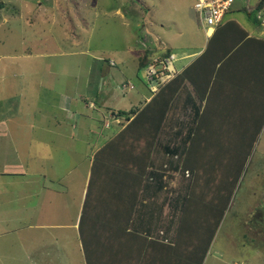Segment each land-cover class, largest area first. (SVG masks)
I'll return each mask as SVG.
<instances>
[{"label":"rangeland","instance_id":"1","mask_svg":"<svg viewBox=\"0 0 264 264\" xmlns=\"http://www.w3.org/2000/svg\"><path fill=\"white\" fill-rule=\"evenodd\" d=\"M243 3L242 0H236L234 4L242 7ZM192 4V0H0V63L25 65L26 68L33 71L36 77H38L35 72L36 67L52 66L55 74L50 78V81L55 85L54 89L60 93L56 95L54 91L52 97L54 102L50 103L53 108L57 107L56 100L59 99L60 95L67 93L71 97L79 93L77 95L79 101L83 102L89 99L96 106L99 105L100 103H96L95 95L88 97L87 88L84 87L86 79L95 82V86L99 78L97 73L100 71L103 73L102 78L105 81L100 85L105 86V76L108 77V75L113 74V78L116 79L114 86L116 102H111L112 98H105L100 107L106 108L104 105H107L114 108L115 113L109 117L105 112H102V116H98L99 126L97 127L98 129L103 128L102 125L104 126L105 122L108 123L107 125H112L114 122L120 127L127 118L131 117V114L125 112L131 108L142 106L146 98L153 94L141 79L139 75L141 70L136 72L135 51L149 47L145 39L150 37L154 44H158L159 41L155 40L158 36L167 46H183L191 38H194V44H202V40L204 42L203 30L196 13L192 9ZM253 16L251 19L255 21L256 17ZM262 17L264 18V15ZM190 34L195 37L190 36ZM108 59L113 61V66L108 64ZM45 73L46 71H39V74L44 75ZM125 78L129 79L133 86L126 82L127 87H123V81L127 80ZM19 79L24 81L27 76ZM117 80H122L118 86ZM67 85L70 87V92L66 88ZM22 93L24 94L21 97H17L19 99H16L17 102L9 101L11 105L8 106L9 112L15 113L14 116L21 122L22 118L24 120L26 117L24 113L34 109L36 102L41 104L40 101H42V99L37 98L34 91L32 97L29 95V89H23ZM80 95L83 98L80 99ZM45 102L48 103L51 100ZM118 110H123V114H119ZM175 118L171 116V119L168 120V128L180 127L177 131L185 129L182 128L185 124ZM87 122L91 123L90 121ZM69 123L71 124V122ZM70 124L69 126L65 125L64 130L70 131ZM160 130L161 128L157 135H159ZM164 133L165 131L161 134L162 137H159L157 149L154 151L156 153H152V151L147 161L146 169H148L149 163L154 166L152 167V171L155 172L152 174L153 181H149L145 173L139 178L141 180L137 187L132 181L134 177H131L133 173H136L133 170L128 172L127 177L126 175L120 177L121 180L118 178L111 180L100 174L97 178L99 182L97 186L103 193V200H100L99 197L94 200L91 194L96 175L94 166L86 184L83 185L80 181L73 183L74 185L67 192L70 196H64L71 202L74 198L73 204L71 203L70 208L65 210V214L55 215L57 221L53 222L76 224V226L79 224L81 228L85 224L84 215L86 212L94 206L96 209L104 206V200L107 201L106 196L113 191L115 186L117 191L128 188L126 191L127 204H125L129 212L128 210L123 211L118 205H114L112 211H104L103 217H106L107 214L109 217L112 215L110 224H117L123 230L128 228L131 211L136 205L133 209L136 214L146 209L148 211L149 208L154 214L161 216L164 221L163 228L168 230L166 231L168 240L178 239L179 218L183 213L181 203L184 206V201L188 195L186 186L190 181L188 177L191 173L185 172L181 168L182 164L180 166L176 164L175 168L172 167L171 163H179L180 161L175 159L172 154L166 155L161 151L163 145L171 148V144H179V138L164 136ZM44 136L40 132L39 138L43 139ZM170 137L172 141L167 143L168 140L166 141V139H170ZM211 138V142L206 144L207 147L200 166V170L203 172H201L199 182L202 185L206 182V186L201 193L196 190L194 197L191 198V201L196 204L192 210L199 214L191 216L190 212L183 219L187 228L195 232L201 227L199 226L201 217H203L201 214H205L207 220L202 228L205 233L200 237L203 239L205 236L207 243L205 246L201 244L191 253L190 248L180 240L181 246H171L187 256L193 257V264H197L198 260L200 263L203 262L202 264H264V127L259 135L247 137L216 135ZM52 154L53 161L64 160L62 163L65 164V167L71 166V177L65 178V181L72 180L73 182L78 170L75 164L83 161L84 151L78 157L80 154L72 155L71 152L70 155L68 151L56 148ZM114 158L118 161L110 159L107 164L115 170L120 169V171L127 172L126 167L131 164L129 155L122 154ZM131 159L134 161L135 158L132 157ZM85 163L88 165V161ZM85 163H80V170ZM136 175L138 174L136 173ZM220 176L227 179L228 185L225 191L216 189L217 180L220 179ZM61 183L63 186L65 185L64 182L61 181ZM145 186L148 188L146 192L142 193ZM47 188L56 189V186L47 185ZM84 188L82 201H80V194ZM174 188L176 191L168 192ZM50 192L53 193L52 190L46 191L47 194ZM164 193L165 205L158 208L156 196L161 195V200L164 201L162 198ZM120 196H116L111 202L116 201ZM57 198L59 195H56L55 199ZM7 199L9 200L8 196ZM55 201L58 200L50 203ZM78 201L81 202V210L79 209V211ZM143 202L144 205H142ZM12 203L14 202L4 203L1 213L3 221L0 223L2 227L0 228V264H37L35 259L40 257V254L36 253L38 244L43 242L47 238L45 237L47 232L52 230L41 229L34 225L28 227L29 224H35L34 220H27L28 223L23 221L24 227L20 231L17 230L20 224L19 220L22 218L13 215ZM48 204L49 202L43 197V201L40 203L41 207L38 209L39 213L36 215L40 221L38 224H43L41 223L43 222L42 219L46 220L51 216L47 209ZM153 205L157 207L154 210H152ZM141 206L143 209L138 210L137 207L141 208ZM138 218L141 225L137 230L134 229L136 231L133 236L136 235L141 240H145L147 238L144 234L145 229L150 227L145 221V216L139 215ZM214 219H219V223L215 228L211 244L208 246L210 234L215 226ZM123 221L126 223L125 225H123ZM57 231L59 230H55V234ZM69 231L72 235L67 239L69 251H65V253L67 256L79 258L82 255L81 246L78 248L80 253L79 251L74 252L77 243H79V238H76V228L72 226ZM108 232V238L111 239L114 231L108 230ZM79 234L83 238V232L80 233L79 231ZM119 234H121L120 230L116 231V235ZM154 237L162 238L158 235ZM182 240L185 241L183 237ZM190 240L197 243V239ZM193 246L191 243V248ZM170 248L168 246V249ZM86 249L89 250V248ZM162 250L164 249L162 248ZM180 259H183V254H180ZM69 263L77 264V261L76 263L69 261Z\"/></svg>","mask_w":264,"mask_h":264},{"label":"crops","instance_id":"2","mask_svg":"<svg viewBox=\"0 0 264 264\" xmlns=\"http://www.w3.org/2000/svg\"><path fill=\"white\" fill-rule=\"evenodd\" d=\"M234 6L235 4L225 14L223 22L215 30L206 33L201 27L204 35L202 44H194L195 40L191 38L183 46H167L158 36L155 39L159 41L158 44H154L149 37L145 39L149 47H143L140 51H135L136 54L134 53L136 55L137 73L139 72V59L143 56L147 57V63H149L154 59L172 54L174 57L172 65L175 70L173 76L181 74V86L165 114L152 150V153H156L154 151L157 149L159 137L164 131V136L179 138V144L173 143L171 148L163 145V149L161 148L164 154H172L175 159L180 161L179 163H171L174 168L176 164L181 165L189 139L196 133L198 135L222 134L247 137L259 135L264 127V27L260 24L256 13L257 20L253 21L247 15L249 12L245 10L244 5L242 7ZM260 13L263 16L264 9H261ZM190 36L193 35L190 34ZM166 43L168 44V42ZM224 49L228 52L223 56V59L216 60V56L222 54ZM107 62L112 66L114 64L110 59ZM39 71H46V73L42 75L39 74ZM35 72L38 77L25 65L0 63V223L3 221L1 213L4 203L8 204L13 201V215L22 218L21 220L18 219L20 224L17 230L20 231L24 227L23 221L27 222V220L35 221V224H29L28 227L34 225L41 229L52 230L47 232L45 235L47 238L38 244L36 253L40 254V257L35 259L37 264H71L69 261L74 263L77 261V264H181L180 258L166 255L168 246L174 245L176 247L178 241L174 238L168 240L166 233L168 230L163 228L164 221L161 216L154 214L148 207V211L147 209L142 212L136 210V214L133 211L136 206L134 205L128 228L124 230L119 228L117 224H110L112 215L109 217L107 214L106 217H103V212L112 211L114 205H118L123 211L128 210L129 212L126 206L128 188L117 191L114 186L113 191L106 196L107 201L104 200L107 206L104 205L100 209H96L95 206L90 208L84 215L85 224L81 228L79 224L77 227L76 224L53 222L57 221L55 215L65 214V210L67 211L73 204V197L72 202L66 199L70 196L67 192L74 185L73 183L80 181L83 185L86 184L92 174V167L95 166L96 171L91 193L94 200L97 197L103 200V193L97 186L99 184L97 178L100 174L111 180L117 178L121 180L120 177L128 176L127 174L132 168H126L127 172L120 171V169L115 170L109 164L107 165L104 160H93L94 156L96 157L102 150L103 145L120 131L127 120L120 127L114 122L112 125H106L108 123L105 122L101 129L97 127L99 126L97 122L99 115L101 117L105 112L107 116L111 117L115 113L114 108L107 105H104L106 108L100 107L105 98H112L111 102H116L114 89L116 79L113 78V74L108 75V77L105 76L107 86L100 85V83L105 82L102 78L103 73L100 71L97 73L99 78L95 86V82L86 79L84 87L89 92L87 95H89L88 97L95 95L96 103H100L97 105L99 109L89 99L83 102L79 101L77 96L79 93L74 94L73 97L68 93L60 95L59 99L56 100L57 107L53 108L50 103L54 102V98H52L54 91L56 95L60 94L54 89L53 82L50 81L55 72L52 70V66L48 65L44 68L36 67ZM29 74L31 79H29ZM26 76L27 79L24 81L19 79ZM121 81L117 80V86ZM126 82L131 84V81L127 79L123 81V87H127ZM66 88L69 89L70 87L67 85ZM23 89H29L31 97L34 91L37 98L42 99V101H40L41 104L36 102L34 109L25 112L26 117L24 120L22 118L21 122L16 119L15 113L9 112L8 106L11 105L9 101L17 102L19 100L17 97L24 94L22 93ZM100 91L102 92L100 93ZM44 98L45 100H43ZM81 98H83L82 95H80ZM49 99L51 102L46 103L45 101ZM148 99L149 97L146 98V100ZM171 116L183 122L185 125L182 128L185 129L177 131L180 127L168 128L167 123ZM69 124L70 131L64 130V127L69 126ZM40 132L45 135L43 139L39 138ZM131 137L132 139L129 136H122L121 139H117V143L121 146H127L138 139L134 132ZM167 140V143L172 141L171 137ZM56 148L66 150L70 155L71 152L72 155H75L84 151L83 161L75 164L78 170L73 182L72 180L65 181V178L71 177V166L65 167V164L62 163L64 160L53 161L52 153ZM80 156L81 154L78 157ZM85 161H88V165ZM80 163H85L81 170ZM149 164L146 175L149 181H153L152 174L155 172L152 171V167L154 166ZM133 174H130L131 177ZM61 181L65 183L64 186ZM189 182L186 191H188ZM47 185L56 186V189L47 188ZM147 188L148 186L143 187L142 193L146 192ZM48 190H52L53 193L47 194L46 191ZM84 190L85 188L80 194V201H82ZM173 191L176 189L168 192ZM56 195H59V198L55 199ZM65 195L66 197H64ZM118 195L121 196L116 201L111 202ZM43 197L49 202L47 209L52 217L49 216L46 220L42 219L43 222L41 223L43 224H38L40 221L36 215L39 213L38 209L41 207L40 203L43 201ZM156 197L158 199L156 201L157 207L162 208L165 205V193L162 195L164 201L161 200V195ZM54 200L58 201L50 203ZM80 203L77 202L78 211L81 210ZM144 204L143 202L142 205ZM157 207L153 205L152 210ZM137 209L141 210L143 206L137 207ZM139 215L146 217L145 221L150 227L145 229L144 234L147 236L145 240L136 239L133 236V233L141 225ZM124 221L123 225L126 224ZM142 221L144 222V220ZM159 222L160 224H158ZM72 226L76 228V238H79V243H77L74 252H78L80 246L82 248V255L79 258L67 256L65 253V251H69L67 239L72 235L69 231ZM0 228L2 227L0 226ZM152 229L154 231L150 232ZM55 230L59 231L55 234ZM78 230L80 233L83 232V238H81ZM108 230L114 231L111 239L108 238ZM118 230L121 234L116 235ZM129 233L131 235H128ZM156 235L162 238H155ZM71 252L73 253V251Z\"/></svg>","mask_w":264,"mask_h":264},{"label":"trees","instance_id":"3","mask_svg":"<svg viewBox=\"0 0 264 264\" xmlns=\"http://www.w3.org/2000/svg\"><path fill=\"white\" fill-rule=\"evenodd\" d=\"M264 6V1H259L255 5H253L254 10L247 13V15L252 18L254 17L255 13L261 9ZM256 21V18H255ZM216 29V28H215ZM214 29V30H215ZM228 52V50L224 49L222 51V54L217 55L216 60H222L223 56ZM216 62V61H215ZM147 63V57L143 56L139 59L138 63V69L140 70L143 66H145ZM181 74H177L173 76L172 78H169L167 81L163 82L157 90L149 97L148 100H146L142 106L137 108H131L125 113L131 114L130 118H127V123H125L119 132H117L108 142H106L102 150L94 156L93 160L101 159L105 160L106 163L110 162V159L113 161H118L114 157H117L122 154H128L129 160L131 162V165L129 167H126L128 169L133 170V172L136 173L133 174L134 179L132 181L135 182L136 186H139L141 175H145L147 171L148 166V158H150L151 152L154 147V142L158 133V130L161 127L162 121L164 119L165 114L168 111V108L171 104V101L173 100L177 90L181 86ZM119 114H123L124 111H117ZM135 133V136H138V139L134 143H130L127 146H121L117 143V139H121L122 136L124 137H131L132 133ZM220 135V134H219ZM222 135V134H221ZM216 136L212 134H204V135H198L197 133L192 135L189 139V142L187 144L186 153L181 161V168L184 171H189L190 174V185L187 191V198L184 201V208L182 207V215L180 217V225L178 227V245L181 246L182 243H185L187 247H189L190 253L192 251H195L198 247L203 244L207 243V238L204 236L200 237L201 235H204L203 227L206 223L207 217L205 214L203 217H201V221L199 226H201L198 231L192 232L187 228V224H184V216H188L191 212V216H195L199 213L193 211L196 207V204L191 201V198L194 197V192L201 193L203 192L206 186V182L202 185L199 181L201 180V171L200 166L202 162V157L204 156V152L206 150V147L211 142V137ZM135 137V138H136ZM202 137V138H201ZM131 156V157H130ZM134 157V161L131 159ZM120 159V158H117ZM137 161V163H136ZM108 165V164H107ZM205 171V170H204ZM226 178L223 176H220V179H218V183L216 185V189L224 190L227 188L228 185L226 182ZM190 193V195H189ZM201 210V209H199ZM193 212V214H192ZM195 212V213H194ZM200 218L198 219V221ZM219 223V219H214V228L210 234L209 244L211 242V239L215 233V228L217 227ZM213 225V223H212ZM134 237L137 239L138 236L134 235ZM182 237L185 239L183 242ZM201 238V239H200ZM190 239H197V243L194 241H191ZM182 242L180 243L179 242ZM191 243L194 245L191 248ZM208 244V246H209ZM179 246V247H180ZM162 253V252H161ZM180 254H183V259L181 264H193L192 260L193 257L187 256L185 253H182L178 250H176L174 247L167 250L166 255L168 257H176L177 259L180 258ZM185 259V260H184ZM203 261V260H202ZM199 264V260L197 261ZM197 263V264H198Z\"/></svg>","mask_w":264,"mask_h":264},{"label":"built area","instance_id":"4","mask_svg":"<svg viewBox=\"0 0 264 264\" xmlns=\"http://www.w3.org/2000/svg\"><path fill=\"white\" fill-rule=\"evenodd\" d=\"M193 10L196 12L199 23L204 31L211 32L221 25L225 14L231 9L236 0H192ZM247 12L254 10L253 5L264 0H242ZM264 9V6L261 8ZM260 10L256 12V17L260 19V24L264 27V18ZM174 57L169 54L166 57L158 58L147 63L140 70V77L146 84L149 91L154 92L167 79L173 76ZM115 121L119 122L117 119ZM107 125V124H106Z\"/></svg>","mask_w":264,"mask_h":264}]
</instances>
